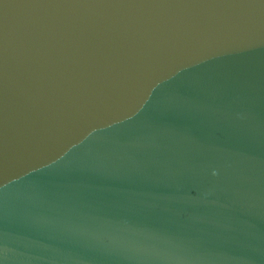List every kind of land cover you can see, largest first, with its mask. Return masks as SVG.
Returning a JSON list of instances; mask_svg holds the SVG:
<instances>
[{
	"label": "water",
	"instance_id": "1",
	"mask_svg": "<svg viewBox=\"0 0 264 264\" xmlns=\"http://www.w3.org/2000/svg\"><path fill=\"white\" fill-rule=\"evenodd\" d=\"M0 264H264V0H0Z\"/></svg>",
	"mask_w": 264,
	"mask_h": 264
}]
</instances>
